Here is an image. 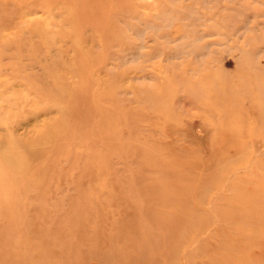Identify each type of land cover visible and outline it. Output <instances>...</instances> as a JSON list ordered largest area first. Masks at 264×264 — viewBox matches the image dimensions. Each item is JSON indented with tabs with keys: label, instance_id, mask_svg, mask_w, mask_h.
Returning a JSON list of instances; mask_svg holds the SVG:
<instances>
[{
	"label": "rangeland",
	"instance_id": "rangeland-1",
	"mask_svg": "<svg viewBox=\"0 0 264 264\" xmlns=\"http://www.w3.org/2000/svg\"><path fill=\"white\" fill-rule=\"evenodd\" d=\"M11 132L0 264H264V0H0Z\"/></svg>",
	"mask_w": 264,
	"mask_h": 264
},
{
	"label": "bare ground",
	"instance_id": "bare-ground-1",
	"mask_svg": "<svg viewBox=\"0 0 264 264\" xmlns=\"http://www.w3.org/2000/svg\"><path fill=\"white\" fill-rule=\"evenodd\" d=\"M77 50H79V47L77 48ZM50 73L53 80L56 81L57 74L51 71ZM30 142L19 139L17 134H15L14 132H11L8 135L0 136V162H4L5 164L7 163L8 165H11V163L15 164V160L17 159V157H23L22 148H28L32 153H35L38 149H40L41 145L37 141L34 140ZM28 143H30V146L28 145Z\"/></svg>",
	"mask_w": 264,
	"mask_h": 264
}]
</instances>
